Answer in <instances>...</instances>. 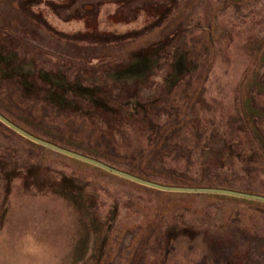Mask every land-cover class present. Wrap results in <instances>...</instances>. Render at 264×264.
<instances>
[{"label": "rangeland", "instance_id": "rangeland-1", "mask_svg": "<svg viewBox=\"0 0 264 264\" xmlns=\"http://www.w3.org/2000/svg\"><path fill=\"white\" fill-rule=\"evenodd\" d=\"M262 42L264 0H0V109L130 157L166 120L163 100L192 94L173 141L196 168L208 158L205 174L263 193L235 119ZM257 68L242 94L264 141V57ZM17 135L0 127V264H264L263 202L154 190Z\"/></svg>", "mask_w": 264, "mask_h": 264}, {"label": "trees", "instance_id": "trees-1", "mask_svg": "<svg viewBox=\"0 0 264 264\" xmlns=\"http://www.w3.org/2000/svg\"><path fill=\"white\" fill-rule=\"evenodd\" d=\"M263 43V42H262ZM264 44V43H263ZM264 49V48H263ZM262 56L264 57V52L262 53ZM261 56L260 59H258V63L262 61L263 57ZM257 63V64H258ZM257 64L253 67V73L251 72L248 76H246V80H244V84L247 82V84L251 85V79L255 75V71L257 68ZM244 85L241 89L240 97L237 100V111L235 119L237 120L238 128L237 130H240L243 132V134L251 139H253L256 143V146L254 148L255 154L260 159V161L264 165V141L261 138V135L259 133V128L257 126L256 118L257 115L259 116V108H256L252 103L251 99L245 98L242 93H245L247 91V86ZM28 85H24L22 88V91L24 92ZM89 88L84 89L83 91H87ZM21 91V92H22ZM74 94L78 95V92L76 90H72ZM26 93V92H25ZM64 92H57L56 88H54L51 84L46 88V100L51 103L54 107L60 108L61 104L59 105L58 101H55L61 97V94ZM86 95V92H84ZM59 96V97H58ZM79 98V97H77ZM195 97L194 95L190 94L185 97L181 98H170V99H164L162 102L161 107L164 108L167 112L163 113L166 114V120L162 123H154L149 135H148V143L146 144V147L144 150H142L139 154L137 153L135 156H121L120 154H116L115 152L109 151L106 146H103V143H97L94 140H91L90 138H86V136L83 135H74L69 130H61L57 126H51V124H48L47 121L41 120L34 115L31 114H21L17 112V110H8V111H2L0 109V113L14 121L18 126L30 131L31 133H34V135L39 136L41 138L50 140L52 143H55L57 145L67 147L70 150H74L80 153H84L90 157L97 158L99 160H102L104 163H107L111 166L120 168L121 170H125L134 174H137V176L154 180L158 183H164V184H172L177 186H207V187H224V188H230V189H236V190H242L244 192L254 191L251 190L248 187H242V186H235L233 183L230 182V179L228 178H222L221 180H217L213 175L209 176L203 172L202 168H205L207 164L208 158H204L203 160L199 161V166L196 168L192 166L194 162L192 161V158H190L191 153L190 151L185 148L184 145H179V143H176L173 141L174 134L176 133V130L180 127V124L184 123V121H187L189 116L191 115V105L194 103ZM97 102H103L105 106H102L101 104H96L94 102L93 104L102 107L104 111H107L106 102L96 100ZM56 107V108H57ZM75 106L69 107L72 109H75ZM61 108H67V107H61ZM168 118V119H167ZM234 119V120H235ZM0 127H3L7 129L10 132H14L13 130L5 127L0 123ZM17 135V134H16ZM20 137L19 135H17ZM25 142L33 145L37 148L46 149L42 146L35 145L33 142L28 141L25 138L20 137ZM47 151H50L46 149ZM170 153L174 154V157L177 159H187L186 161V168L183 172H178L175 170H172V168H167L163 165V161H165V156L169 155ZM187 155V156H186ZM65 156V155H63ZM187 157V158H185ZM71 159V158H70ZM199 159V158H198ZM74 160V159H71ZM200 160V159H199ZM77 161V160H74ZM80 163L85 164L86 166L92 167L94 169L103 171V169H100L98 167L86 164L85 162L77 161ZM201 168V169H199ZM193 169H197V171H193ZM104 173H107L103 171ZM109 174V173H108ZM259 194L264 195V192H260Z\"/></svg>", "mask_w": 264, "mask_h": 264}, {"label": "water", "instance_id": "water-1", "mask_svg": "<svg viewBox=\"0 0 264 264\" xmlns=\"http://www.w3.org/2000/svg\"><path fill=\"white\" fill-rule=\"evenodd\" d=\"M0 123L6 126L7 128L13 130L14 132H16V134L33 142V144L43 146L47 149H50L53 152L66 155L69 158H73L75 160L85 162L86 164L98 167L100 169H103V171L105 172L120 176V178L135 182L138 185L154 188V190L166 191L172 193H189V194H196V193L224 194L226 196H235V197H242L243 199L258 200L259 202L264 203V195H260L259 193L244 192L242 190H236V189H230L224 187H207V186L189 187V186H177L172 184L158 183L155 182L154 180L146 179L137 176V174L111 166L97 158L90 157L84 153H80L74 150H70L67 147L57 145L55 143H52L50 140L36 136L34 135V133H31L30 131L18 126L14 121L9 119L2 113H0Z\"/></svg>", "mask_w": 264, "mask_h": 264}]
</instances>
